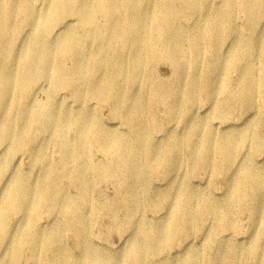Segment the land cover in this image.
Returning <instances> with one entry per match:
<instances>
[{"label":"bare ground","instance_id":"1","mask_svg":"<svg viewBox=\"0 0 264 264\" xmlns=\"http://www.w3.org/2000/svg\"><path fill=\"white\" fill-rule=\"evenodd\" d=\"M239 10L245 13V28L235 21ZM200 12L197 22L184 25ZM263 14L264 0H221L217 6L207 0H0V264H19L26 250L32 264H146L149 254L158 264H171L165 250L190 236L198 217L202 222L215 218L212 243L217 232H234L236 206L261 215L264 168L246 161L233 173L236 179L229 175L245 148L264 151L258 121L224 133L205 122L191 123L185 140L166 131L164 141L155 142L150 132L159 122L149 110L159 106L171 122L179 118L180 103L192 105L207 87L220 98L216 117L230 112L229 102L245 114L254 109L257 96L264 105ZM69 18L82 33L66 26ZM227 39L230 52L222 53ZM20 40L27 42L17 50ZM205 55L215 73L211 84L209 73L200 70ZM159 62L170 66L171 85L152 72ZM196 72L199 78L192 76ZM232 73L239 74V89ZM62 91L77 108L64 107L57 98ZM104 106L126 133L103 124L95 108ZM43 142L56 150V162L39 148ZM183 147L190 152V174L215 160V170L226 177L225 202L215 203L178 181ZM25 149L33 151L32 166L42 167L38 180L29 172L10 171V160ZM95 153L105 161L97 163ZM155 173L171 178L160 194L148 180ZM104 182L116 187L115 201L91 204L90 187ZM89 204L95 216L105 208L124 214L119 230L131 235L121 256L90 249V222L82 213ZM144 205L164 219L150 222ZM18 215L24 219L20 227L11 224ZM52 215L58 219L43 231L41 220ZM258 229L245 254L232 246L218 253L207 248L201 255L192 250L180 264H192L195 257L200 264H249L264 236V225ZM62 234L72 236L80 255L62 249Z\"/></svg>","mask_w":264,"mask_h":264},{"label":"rangeland","instance_id":"2","mask_svg":"<svg viewBox=\"0 0 264 264\" xmlns=\"http://www.w3.org/2000/svg\"><path fill=\"white\" fill-rule=\"evenodd\" d=\"M8 0H4V3H7ZM221 0H207V4L211 6H217L220 4ZM203 16V13L200 12L190 18V21L184 22L185 26L191 25L197 22L200 17ZM236 23L237 26L241 28H245L246 26V16L245 13L241 10L237 11L236 14ZM72 24L74 28H78V25L74 18H69L66 26ZM264 26V14L261 15L259 20V28ZM83 30L78 28V33H82ZM27 41L20 40L16 43V49L22 50ZM230 39H227L223 42L222 53L230 52ZM152 72L155 77L167 84L171 85L173 82L172 71L169 65L163 64L161 62L155 63L152 67ZM200 70L207 71L209 73V81L211 84L215 77L214 71L209 66L208 57L205 55L200 60ZM193 77L199 78L200 72H196L192 74ZM231 79L234 82L235 89H239L241 86L239 84V74L232 73ZM207 93H197V97L195 102L192 105H186L180 103L181 108L178 109L177 115L178 119H175L171 122L165 121V114L159 106H154L150 108L149 112L154 115V117L158 120L159 126L157 129L150 132L151 139L155 142L164 140V135L166 131L175 132L178 134L182 140H185L187 136V131L191 123L200 124L201 122H205L208 126H210L217 133H224L227 131H240L247 127L249 124L254 121H258L261 130H264V105L260 96H257L254 100V109L245 114L241 113L242 111L239 107L229 102L230 112L224 116L216 117L215 111L217 108V104L219 102V95L214 93L211 87H207ZM41 94V93H40ZM38 94L37 97H40ZM210 94V96H209ZM42 96V95H41ZM148 96V95H147ZM62 98V102L64 107L77 108L76 103L72 100V96L67 91H62L57 95V98ZM57 101V99H56ZM179 100L177 101V103ZM177 106V105H176ZM184 106V107H182ZM96 112L98 116L101 118L103 124L110 128H115L117 131L126 133V127L114 120L111 116V110L109 107H96ZM149 109V108H148ZM186 112L188 117H183L181 114ZM180 117L185 118L181 119ZM236 124L237 128L230 127L229 125ZM47 142H43L41 145L39 144V148L45 147ZM183 146V145H182ZM45 149L54 162L57 161L58 154L56 150L52 146H46ZM253 146L249 148H245L239 154L237 160L234 165L231 167L229 171V175L236 179L238 176H234V172L239 170L241 164L246 161H250L251 164L256 166L259 169L264 168V151L259 153H255L252 151ZM189 150L183 147L180 150V160L181 167L178 170L177 176L179 182H187L191 188H193L197 192L207 193L215 203H223L226 201L228 197V187L226 186V177L222 174L218 173L215 170L214 161L204 170H196L194 173L190 174V155ZM33 151L31 149H25L24 151L18 153L13 159L10 160V171L13 170H22L24 172L31 173V176L34 179H40L43 174L42 167L40 165L32 166V156ZM94 159L97 163H102L105 161V158L100 153H95ZM16 168V169H15ZM10 176L7 175V177ZM172 176V175H171ZM6 177V178H7ZM170 176H165L162 174L155 173L148 177V180L151 185V189L154 193H162L167 188H169ZM5 178V180H6ZM67 186V185H66ZM69 188V187H68ZM73 191L72 188H69ZM90 200L91 204L94 202H112L115 201L117 197L118 191L116 187L109 183L104 182L96 186L90 187ZM91 204L83 207L82 213L88 217L90 222V238H89V247L90 249L104 251L105 253L113 256H121L129 247V235L131 233L124 234L119 230L118 224L124 220V214L121 211L116 213L111 210L104 209L96 216L93 215ZM144 213L145 216L148 217L149 221L152 222V219L162 218L161 214L155 212L154 209L152 211L148 208V205H144ZM239 210V213L236 217L235 229L232 230L234 232H230L225 230L219 231L216 233L214 241L209 243V235L215 230L216 220L213 216L206 218L203 222L201 218L198 217L194 222L195 228L192 230L190 236L186 239L177 238L175 242L165 250V259L169 261L171 264H180L183 260L188 259V254L190 251L194 250L198 255L205 253L207 248H211V252L218 253L219 251H224V247L232 246L237 254H245L250 248L253 235L255 232H258L261 225H264V207L261 215L255 216L252 214V209L248 207H244L239 209L238 206L235 207ZM163 212V211H162ZM56 215H52V218H48L44 216L41 220V229L43 231L48 230L52 223V219L56 218ZM93 218L95 219L93 221ZM58 219V217H57ZM252 219H255L252 222ZM11 224L13 226L19 225V227L23 224L24 219L22 215L15 216L11 219ZM61 246L62 249H67L70 253L75 254L76 256L81 254L75 245L74 240L70 234H62L61 236ZM264 258V236L260 239V249L258 254L249 262V264H262V260ZM3 260L2 252L0 250V262ZM159 259L153 255L146 256V264H158ZM19 264H32V261L29 257V251L26 250L23 253V257ZM124 264H136L130 261L125 262ZM192 264H200V258L195 257L192 261Z\"/></svg>","mask_w":264,"mask_h":264}]
</instances>
